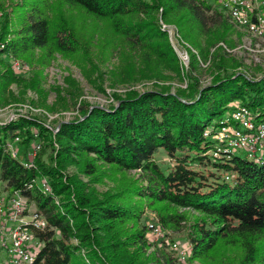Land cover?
I'll return each instance as SVG.
<instances>
[{
	"label": "trees",
	"instance_id": "obj_1",
	"mask_svg": "<svg viewBox=\"0 0 264 264\" xmlns=\"http://www.w3.org/2000/svg\"><path fill=\"white\" fill-rule=\"evenodd\" d=\"M14 6L19 26L12 27L8 14L1 22L0 104L14 84L41 89L42 73L32 82L20 77L12 57L32 65L41 49L43 67L55 53L70 57L86 49L67 7L109 23L148 65H172L187 83L175 91L156 84L113 92L108 106L83 100L77 116L56 127L18 110L0 120V182L21 191L48 222L34 231L42 244L34 264H177L169 231L186 234L183 263L264 264V154L259 162L238 151L214 156L218 143L205 134L219 129L234 101L264 115V77L237 71L241 64L227 50L238 46L234 33L242 37L230 16L214 0H19ZM0 10L7 11L1 0ZM162 22L178 28L188 66ZM202 63L212 76L206 85ZM161 151L171 165L158 162ZM72 165L89 180L71 174ZM106 166L114 173L139 170L142 184L97 197L89 182L99 181ZM145 208L167 230L158 240L142 224Z\"/></svg>",
	"mask_w": 264,
	"mask_h": 264
},
{
	"label": "rangeland",
	"instance_id": "obj_2",
	"mask_svg": "<svg viewBox=\"0 0 264 264\" xmlns=\"http://www.w3.org/2000/svg\"><path fill=\"white\" fill-rule=\"evenodd\" d=\"M5 5L6 13L0 10V31L4 15L8 14L12 27L19 26L21 11L16 9L15 3L19 0H1ZM51 17L55 18V11H50ZM66 16L74 23L79 36L84 41L86 49L78 54L65 57L55 53L49 65L40 66L44 51L37 49L33 52L36 58L29 69L23 73H17L20 77L30 82L34 75L42 73L41 89L38 91L32 87L25 89L17 84L12 85L7 103L0 104V120L8 121L15 112H29L40 114L48 123L56 127L59 122L77 116V106L81 101L91 104L108 106L115 102L113 92L125 93L128 89L146 90L157 86L169 87L175 91L179 87H185L186 81L181 78L175 67L161 64L156 68V62L148 65L140 52L132 51L111 28L110 24L97 20L78 8H66ZM162 24L169 30L171 41L178 52L183 65H189V53L186 44L183 43L180 32L175 25ZM242 37L234 33L232 37L238 41V46L233 49L227 48L229 55L241 65L237 71L248 74L250 77L260 79L264 77V42H254L253 39L239 27L235 26ZM223 44L225 46V44ZM193 53L197 49L189 46ZM226 47V46H225ZM8 62V57L4 59ZM203 68L201 84L206 85L212 81V76L207 70V64L202 63ZM199 70V71H200ZM157 84V86H156ZM243 155L242 151L237 152ZM158 162L167 167L171 165L168 155L161 151L156 155ZM105 173L99 181L89 182V190L97 197H104L116 193L131 184H142L141 172L132 170L129 172L114 173L108 167H104ZM71 174L78 176L87 182L89 177L79 171L77 166H70ZM131 196V200L140 202L138 197ZM192 216L198 215L194 210H187ZM194 218V217H192ZM151 222L159 223L156 212L145 208L142 224L148 226ZM160 224V223H159ZM165 232L167 230L164 228ZM172 238L186 243V234L183 231H169ZM152 238V233L148 231ZM177 264H187L180 263ZM195 264H201L196 261Z\"/></svg>",
	"mask_w": 264,
	"mask_h": 264
},
{
	"label": "built area",
	"instance_id": "obj_3",
	"mask_svg": "<svg viewBox=\"0 0 264 264\" xmlns=\"http://www.w3.org/2000/svg\"><path fill=\"white\" fill-rule=\"evenodd\" d=\"M214 1L237 27L253 39L252 44L264 42V0ZM11 64L16 73L29 69V65L18 58L12 57ZM205 134L212 136L218 143L214 156H228L240 150L248 159L263 161L264 115L252 111L241 101L231 103V110L218 130ZM13 153L16 155L14 149ZM35 154L36 150L31 153V157ZM43 185L46 191L50 189L46 179H43ZM47 224L46 217L39 212L34 202H30L21 191H13L0 182V264H34L36 251L42 245L34 231L44 230ZM148 227L154 240L164 236L165 231L157 222L149 223ZM169 244L178 262L183 263L190 245L177 240Z\"/></svg>",
	"mask_w": 264,
	"mask_h": 264
}]
</instances>
